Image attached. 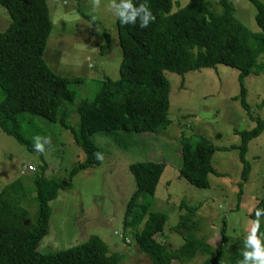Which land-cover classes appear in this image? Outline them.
I'll return each mask as SVG.
<instances>
[{
    "label": "trees",
    "instance_id": "1",
    "mask_svg": "<svg viewBox=\"0 0 264 264\" xmlns=\"http://www.w3.org/2000/svg\"><path fill=\"white\" fill-rule=\"evenodd\" d=\"M249 1L257 8L258 32L237 17L231 0H219L221 12L213 7L211 0H189L176 12H172L173 0H131L133 8L145 4L154 19L147 27L140 28L142 12H138L130 24H121L117 18L123 49L119 79L107 78L93 98L81 101L77 109L80 124L76 129L68 123L67 103L77 96L71 84L80 83L82 79L55 73L44 58L53 29L47 0H0L11 17L10 25L0 32V128L34 152V140L27 135L29 127H39L34 136L40 138L44 129L31 117L44 119L70 130L85 153V158L67 171L66 178L47 177L45 162L43 171L34 176L33 186H26L24 180L18 178L1 189L0 264L121 263L125 253L111 251L96 234L65 249L40 252L38 247L49 233L53 212L51 202L61 190L73 187L79 172L101 165L102 159H97L96 154L102 157L104 151L94 141L95 134L121 133L124 136L130 132L155 136L170 126L171 83L167 71L185 76L197 69L216 68L218 64L239 70L240 89L234 99L240 100L249 116L257 121L256 127L237 132L242 139L239 145L223 147L200 134L182 136L180 176L198 187L207 188L210 186L209 174L216 173L213 166L215 153L237 148L243 165L242 180L238 183V196L241 197L252 169L247 158L249 144L264 131V119L252 113L245 82L251 74L261 76L264 73V2ZM84 17L87 21L99 23L97 18ZM104 35L107 43L101 47L102 52L110 44L108 32L105 31ZM40 155L44 158L42 153ZM29 167L36 171L33 166ZM165 167V163L151 160L129 164L137 188L128 201L124 225L126 229L133 228L140 251L150 258L152 264H172L174 261L188 264L198 253L208 255L203 264H237L241 261L242 253L251 251V246L246 247V240L241 246L231 243L226 220L217 246L197 236L201 220L196 214L203 202L194 204L186 198L182 200L180 209L184 212L173 227L185 238L180 248L174 249L156 239V235L164 230L168 217L163 212L150 211L149 203L142 201V197L155 194ZM33 193L36 214L38 212L35 221L25 206ZM257 209L264 210V195L250 215L253 222L257 220ZM259 225L257 236L264 233V215L259 217ZM132 241L125 237V243L131 244ZM261 244L264 245V239ZM229 245L234 248L226 257Z\"/></svg>",
    "mask_w": 264,
    "mask_h": 264
},
{
    "label": "rangeland",
    "instance_id": "2",
    "mask_svg": "<svg viewBox=\"0 0 264 264\" xmlns=\"http://www.w3.org/2000/svg\"><path fill=\"white\" fill-rule=\"evenodd\" d=\"M211 1L213 7L221 12L219 0ZM231 1L235 4L237 17L254 32L260 31L255 18V5L249 0ZM47 2L53 29L44 58L55 73L82 79L80 83L71 84L77 96L67 103L68 123L77 129L80 124L77 109L81 101L93 98L107 78L119 79L123 49L117 30L118 16H113L116 9L111 10L110 6L113 2L119 5L121 0ZM188 2L173 0L172 12L183 8ZM87 15L97 18L99 23L87 21L84 17ZM10 23L7 8L0 4V32ZM105 31L110 35V44L102 52L101 47L107 43ZM238 75V69L224 64H218L216 68L197 69L185 76L167 71L166 76L171 83L170 126L155 136L130 132L124 136L121 133L110 136L104 132L95 134L94 141L104 151L102 163L79 172L74 178L73 187L61 190L51 202L53 212L49 233L40 241L38 250L49 252L65 249L96 234L109 245L111 251L125 253L120 264H152L136 245L133 228L126 229L124 225L128 201L137 188L129 164L144 160L166 164L155 194L142 197V201L149 203L150 211L163 212L168 217L164 230L156 235L157 240L168 243L174 249L185 243V238L173 227L180 221V215L184 212L180 209L181 202L186 198L194 204L203 202L196 214V218L201 220L198 237L217 246L226 220L231 243L241 246L254 223L250 215L264 195V131L249 144L247 158L252 169L240 198L238 183L242 180L243 165L237 148L215 153L213 166L216 173L209 174L210 186L207 188L198 187L180 176L182 136L200 134L223 147L239 145L242 139L237 132L256 127L257 121L249 116L240 100L234 99L240 89ZM245 82L252 113L264 119V73L261 76L251 74ZM31 118H35L44 129L41 137L42 142L47 140L42 153L44 158L40 152L29 151L0 128V191L18 178H22L26 186H33V178L43 171L45 162L48 166L47 177L66 178L67 171L85 158L84 151L70 130L44 119ZM36 128L39 127H29L27 134L33 140ZM29 166L36 171H31ZM34 196L33 193L25 206L35 221L38 212L36 214ZM125 237L133 240L131 244L125 243ZM233 248L229 245L226 257ZM207 257L198 253L187 263L203 264ZM172 264L183 263L174 261Z\"/></svg>",
    "mask_w": 264,
    "mask_h": 264
},
{
    "label": "clouds",
    "instance_id": "3",
    "mask_svg": "<svg viewBox=\"0 0 264 264\" xmlns=\"http://www.w3.org/2000/svg\"><path fill=\"white\" fill-rule=\"evenodd\" d=\"M94 3H98V0H94ZM111 10L116 9L115 18L118 16L121 24L128 22L129 24L136 17L138 12H142L140 28L147 27L150 20L154 19L151 12L148 10L145 4H140L133 8L131 0H121L119 5L113 2L111 4ZM47 140L42 142L40 137H34V150L36 152H44V144ZM97 159H102L99 153L96 154ZM264 215V210L257 209L255 216L257 218L256 222L253 223L251 230L249 231L246 239V247L251 246V251H244L242 253L243 259L238 261L237 264H264V245L261 244V240L264 239V233L257 236V230L259 229V217Z\"/></svg>",
    "mask_w": 264,
    "mask_h": 264
}]
</instances>
